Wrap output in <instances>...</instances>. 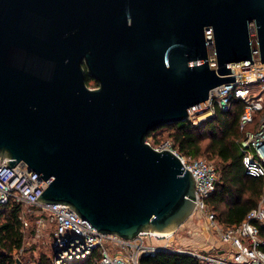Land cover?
<instances>
[{"label":"water","instance_id":"water-1","mask_svg":"<svg viewBox=\"0 0 264 264\" xmlns=\"http://www.w3.org/2000/svg\"><path fill=\"white\" fill-rule=\"evenodd\" d=\"M257 60L264 0H0V157L98 230L174 231L196 178L147 134Z\"/></svg>","mask_w":264,"mask_h":264},{"label":"built area","instance_id":"built-area-1","mask_svg":"<svg viewBox=\"0 0 264 264\" xmlns=\"http://www.w3.org/2000/svg\"><path fill=\"white\" fill-rule=\"evenodd\" d=\"M231 70L235 79L213 87L209 98L190 106L188 111L189 119L198 124L208 119L209 115H214L217 107L228 109L234 98L243 99L244 106L239 116L243 131L240 139L243 164L247 173L263 178L260 201L247 216L240 223L222 224L208 207L206 197L215 189L219 177V170L213 161L203 156L181 154L169 140L155 147L172 148L179 154L183 164L191 169L196 178L194 213L202 212L209 226L219 233L223 244L216 251L211 247L178 250L196 254L204 264H264V249L260 246L263 238L257 224L258 221L264 222V101L261 93L254 96L243 85L254 79L264 81V61L236 64ZM259 111L262 112L256 120ZM251 122H254L253 128L248 126ZM147 140L150 142L149 138ZM7 160V157H0V204L21 202L24 226L29 224L27 213L32 211L36 216L37 229L45 224L46 217L52 219V240L61 247L58 256L52 257L53 264H68L76 258L87 257L95 248L98 249L97 264H140L142 253H154L160 248L170 249L167 244L146 239L148 236L169 238V234L141 231L133 238H126L117 233L98 230L68 203L41 201L37 196L47 184L45 178L25 161L10 166Z\"/></svg>","mask_w":264,"mask_h":264},{"label":"trees","instance_id":"trees-1","mask_svg":"<svg viewBox=\"0 0 264 264\" xmlns=\"http://www.w3.org/2000/svg\"><path fill=\"white\" fill-rule=\"evenodd\" d=\"M88 84H98L86 74ZM244 101L234 98L228 109L217 107L212 118L195 124L190 119L169 122L150 129L147 138L157 146L169 140L179 153L189 156L204 154L216 163L219 177L215 189L206 197L208 207L222 224L240 223L261 198L263 178L245 171L240 139L243 131L239 116ZM262 111L255 116L256 120ZM249 127H254L251 122ZM166 129V134H164ZM22 203L10 201L0 204V264H21L17 252L24 248V224L21 218ZM264 249V222L258 221ZM53 250L41 251L35 264H53ZM98 249L68 264H97ZM140 264H204L196 254L174 249L160 248L154 253H142Z\"/></svg>","mask_w":264,"mask_h":264},{"label":"rangeland","instance_id":"rangeland-1","mask_svg":"<svg viewBox=\"0 0 264 264\" xmlns=\"http://www.w3.org/2000/svg\"><path fill=\"white\" fill-rule=\"evenodd\" d=\"M89 85L95 86L97 84L90 83ZM243 85L247 86L249 92L254 96L261 93L264 101V81L254 79L244 82ZM166 132V129H164V134H166ZM201 156L206 157L204 154ZM27 216L29 224L24 226V248L17 252V256L22 259L21 264H35V258L41 251L51 252L54 249V243L52 240L54 224L51 218L45 216V224L37 229L36 216L33 211L27 213ZM168 236L169 238H155L154 236H148L146 239L158 244H167V247L174 250H178V248H190L196 250L200 249L198 241L205 240L212 242V238H214L216 242L220 240L219 233L216 229L209 226L205 216L202 212L198 211L186 218L183 223ZM222 245L223 244L220 240L218 246L213 245L211 248L213 251H216V249Z\"/></svg>","mask_w":264,"mask_h":264},{"label":"crops","instance_id":"crops-1","mask_svg":"<svg viewBox=\"0 0 264 264\" xmlns=\"http://www.w3.org/2000/svg\"><path fill=\"white\" fill-rule=\"evenodd\" d=\"M198 242H199L200 248H203V247L210 248L213 245L214 246H216V245L218 246V244L220 243V240L216 242V240L214 238H212V242H208V241H205V240L198 241Z\"/></svg>","mask_w":264,"mask_h":264},{"label":"bare ground","instance_id":"bare-ground-1","mask_svg":"<svg viewBox=\"0 0 264 264\" xmlns=\"http://www.w3.org/2000/svg\"><path fill=\"white\" fill-rule=\"evenodd\" d=\"M161 234H171L172 231H163V232H160Z\"/></svg>","mask_w":264,"mask_h":264}]
</instances>
